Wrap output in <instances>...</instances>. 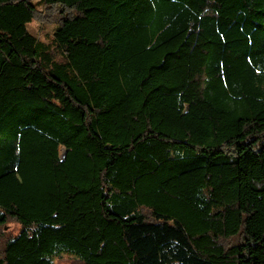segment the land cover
Masks as SVG:
<instances>
[{"label": "trees", "instance_id": "16d2710c", "mask_svg": "<svg viewBox=\"0 0 264 264\" xmlns=\"http://www.w3.org/2000/svg\"><path fill=\"white\" fill-rule=\"evenodd\" d=\"M31 1L0 0V264H264V0H41L48 43Z\"/></svg>", "mask_w": 264, "mask_h": 264}, {"label": "rangeland", "instance_id": "374dc122", "mask_svg": "<svg viewBox=\"0 0 264 264\" xmlns=\"http://www.w3.org/2000/svg\"><path fill=\"white\" fill-rule=\"evenodd\" d=\"M41 0H32V4H36L39 14L38 17L29 25H27L28 31L41 42L48 43L52 38L54 28L57 26L60 20L59 11L56 8L49 9L41 6L39 3ZM63 150L59 149V155L62 156ZM19 227L14 222H9L3 229V232L9 234H15ZM76 258L70 255H61L60 258H53V264H74Z\"/></svg>", "mask_w": 264, "mask_h": 264}, {"label": "water", "instance_id": "95a60500", "mask_svg": "<svg viewBox=\"0 0 264 264\" xmlns=\"http://www.w3.org/2000/svg\"><path fill=\"white\" fill-rule=\"evenodd\" d=\"M63 157V156H62Z\"/></svg>", "mask_w": 264, "mask_h": 264}]
</instances>
